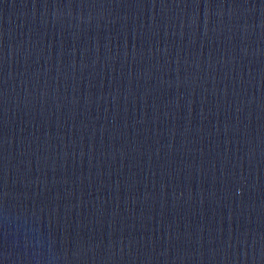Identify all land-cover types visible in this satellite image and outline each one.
<instances>
[{
	"label": "water",
	"instance_id": "1",
	"mask_svg": "<svg viewBox=\"0 0 264 264\" xmlns=\"http://www.w3.org/2000/svg\"><path fill=\"white\" fill-rule=\"evenodd\" d=\"M0 264H264V231L0 102Z\"/></svg>",
	"mask_w": 264,
	"mask_h": 264
}]
</instances>
